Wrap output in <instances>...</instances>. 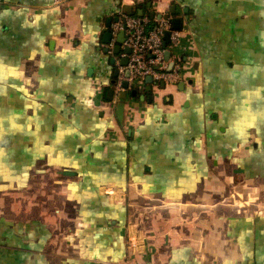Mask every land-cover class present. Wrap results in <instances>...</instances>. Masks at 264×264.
Listing matches in <instances>:
<instances>
[{"label":"crops","instance_id":"1","mask_svg":"<svg viewBox=\"0 0 264 264\" xmlns=\"http://www.w3.org/2000/svg\"><path fill=\"white\" fill-rule=\"evenodd\" d=\"M152 11L181 78L122 99L115 25ZM235 158L264 170V0H0V264H264Z\"/></svg>","mask_w":264,"mask_h":264},{"label":"built area","instance_id":"2","mask_svg":"<svg viewBox=\"0 0 264 264\" xmlns=\"http://www.w3.org/2000/svg\"><path fill=\"white\" fill-rule=\"evenodd\" d=\"M70 0H53V3L61 5ZM125 18V42L124 47H129L131 52L124 54L128 57V64H119V75L115 83V91L119 96L126 88L123 83L126 81L129 87L142 88L147 78L164 81L168 83L177 82L181 78L179 66L170 68V60L166 59V51L175 49L180 42V30L173 29L169 19L163 16L150 19L133 15H123ZM124 29L121 21L115 25V32ZM167 31H171L170 43L165 47L164 39ZM107 193L112 195L114 189H107ZM127 247L130 251H139L145 247L142 234L128 232ZM125 264H132L127 262Z\"/></svg>","mask_w":264,"mask_h":264},{"label":"rangeland","instance_id":"3","mask_svg":"<svg viewBox=\"0 0 264 264\" xmlns=\"http://www.w3.org/2000/svg\"><path fill=\"white\" fill-rule=\"evenodd\" d=\"M220 184H221V191H220V194H218L217 192L218 199L216 201L219 209L227 208L228 204L233 202V197L240 199L242 201H244V197L246 198L249 197L250 201L244 202V203L240 202L241 204L244 205L243 209H245V207L247 209H254V210L258 208L264 209V199L260 200V197H264V192L261 193L262 195L256 196L253 192L254 190L252 189V187L250 188L247 187L246 189H244L245 187H242L239 193L237 194L234 186L228 183L226 184V181L222 177L220 178ZM240 207L241 205L236 204V208H233V210L235 209V214L238 212L237 210L240 209Z\"/></svg>","mask_w":264,"mask_h":264},{"label":"water","instance_id":"4","mask_svg":"<svg viewBox=\"0 0 264 264\" xmlns=\"http://www.w3.org/2000/svg\"><path fill=\"white\" fill-rule=\"evenodd\" d=\"M174 12V11H173ZM143 13V12H142ZM141 13V14H142ZM155 12L154 11H152L151 12V17H155ZM162 15H158V17L160 18ZM164 18H166V19H168V17H169V15H164L163 16ZM120 20L124 23V29H122V30H120L119 31V33H118V35H117V46H116V48H115V52H116V54H121L120 52L121 51H125V54H129L130 52H131V49L129 48V47H123V44H124V42H125V39H126V36H125V28H126V24H125V18L123 17V18H120ZM173 20V29H175V30H178L179 28H180V19H178V18H175V19H172ZM106 41L108 42L109 41V37H112V34H111V32H109V33H107L106 34ZM108 38V39H107ZM170 39H171V31H167L166 32V34H165V39H164V46L166 47L169 43H170ZM170 57H171V51L170 50H167L166 51V59H170ZM128 57L127 56H125V57H122V59H121V61H120V64L121 65H123V66H126L127 64H128ZM112 62H114V59H112ZM174 65V63H171V67ZM115 75L116 76H118L119 75V69H117L116 70V72H115ZM147 81L149 82V83H152L153 82V79H152V77H149V78H147ZM123 86L125 87V88H128L129 87V84H128V82H124L123 83ZM147 90H151V85H148V87H147ZM113 89H110L109 90V94H110V98H111V96H113ZM132 94L133 95H136L137 94V90H133V92H132ZM127 97V93L126 92H123L122 94H121V98L122 99H124V98H126ZM124 104V101H121V105H123Z\"/></svg>","mask_w":264,"mask_h":264},{"label":"trees","instance_id":"5","mask_svg":"<svg viewBox=\"0 0 264 264\" xmlns=\"http://www.w3.org/2000/svg\"><path fill=\"white\" fill-rule=\"evenodd\" d=\"M243 160V159H242ZM237 164H238V167L240 168V169H242L243 170V175H237V176H235V180L231 183V185H233L234 186V188H235V191H236V193L238 194L239 193V191L241 190V188L242 187H245V184L246 183H256V182H258V177H263L264 176V170H256L255 172L257 173L256 175H255V177L256 178H254V179H246L245 178V175H249V173H250V169L248 170H245L244 171V168L242 167V165H243V163L241 162V158H235V160H234ZM254 172V171H253ZM261 174V175H260ZM252 176H250L249 178H251ZM257 185V184H256ZM237 186V187H236ZM247 187H249L250 188V186H248V185H246V187L244 188V189H246ZM258 187V189H260V192H259V194L260 195H262L261 193H263L264 191V187H262V186H257ZM252 189H253V187H252ZM254 193H256L255 191H254ZM237 204H239V203H237Z\"/></svg>","mask_w":264,"mask_h":264}]
</instances>
